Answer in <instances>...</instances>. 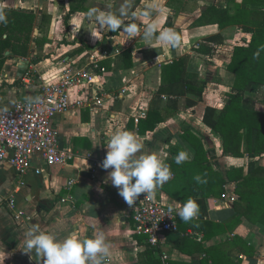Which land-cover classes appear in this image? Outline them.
<instances>
[{
    "label": "crops",
    "instance_id": "1",
    "mask_svg": "<svg viewBox=\"0 0 264 264\" xmlns=\"http://www.w3.org/2000/svg\"><path fill=\"white\" fill-rule=\"evenodd\" d=\"M241 4L242 0L236 4L0 0V7L36 14L30 55L7 60L0 74V110L11 109L20 100H36L43 85L57 83L67 69H86L93 58L105 70L96 73L94 84L71 93V102L88 99L91 108L71 109L53 120L60 147L71 150L74 161L50 167L36 158L23 177L7 162L0 163V264H147L150 250L144 238L133 234V209L146 190L154 200L180 204L184 210L158 188L151 172L171 159L170 147L183 149L189 160L194 158V150L180 139L185 130L200 137L209 165L223 174L240 166L245 174L264 167V155L242 159L224 155L221 137L203 123L206 109H223L234 86L235 76L227 71L233 48L251 39L237 26L220 30L210 24L206 12L216 6L233 15L235 5ZM211 38L217 41L207 42ZM201 44L210 52H197ZM183 57H189L186 79L207 83L203 99L190 107L187 101L197 100L192 94L172 97L175 105H168V97L163 96L160 110L178 111L154 132L138 134V120L146 118L162 86L163 68ZM243 105L263 112L264 86L246 92ZM226 189L223 198L196 195L192 217L219 224L231 219L235 203L231 198L237 199L234 184ZM188 232L206 248L237 236L246 243L247 254L236 241V246H228L226 256L235 264H264L262 224L242 219L234 235L209 241L199 232ZM183 237L179 231L165 235L151 258L163 264L165 254L168 264H200L203 253L178 250Z\"/></svg>",
    "mask_w": 264,
    "mask_h": 264
},
{
    "label": "trees",
    "instance_id": "2",
    "mask_svg": "<svg viewBox=\"0 0 264 264\" xmlns=\"http://www.w3.org/2000/svg\"><path fill=\"white\" fill-rule=\"evenodd\" d=\"M221 1L236 4V0ZM206 13V16L211 17L210 24L217 25L220 30L237 26L251 35V39L248 43L233 48L227 71L235 76L234 86L227 95L223 109H206L203 123L221 137L224 155L239 159L245 155L263 156L264 111L248 110L243 101L245 93L251 91L254 86H264V0H242L241 5H235L233 15H230L228 9L216 6L208 9ZM35 22L36 14L33 11L0 7V74L7 60L27 58L30 55ZM216 41L217 39L211 38L207 42ZM7 51H11L12 55L6 56ZM196 51L205 54L210 52L209 48L202 44ZM39 61L40 59L35 60ZM188 63L189 57H183L163 68L162 86L146 118L138 120V134L154 132L170 115L173 116L178 111L177 108L173 109V113L168 109L161 111L163 96L168 97V105H175L177 101H173L172 97L182 98L192 94L197 100L187 101L190 107L196 106L203 99L207 83L186 79ZM180 139L194 150V158L189 160V155L183 149L170 147L171 159L151 172L158 188L184 207L178 219V230L184 234L178 250L184 254L203 253L205 257L200 264H235L226 256V251L228 246H236L235 242L238 241L237 247L247 254L244 248L247 245L242 239L234 236L232 241L206 248L196 238H192L188 231L199 232L203 235V240L209 241L227 233L234 235L235 228L242 223V219L252 224L264 225V167L259 166L245 174L240 166L223 174L209 165L208 152L200 137L191 130H185ZM243 147L245 152L242 151ZM228 184H234L233 194L237 198L231 219L219 224L192 217V201L196 195L206 199L223 198L228 193ZM147 246L150 250L149 263L161 264L160 260L151 258L156 249Z\"/></svg>",
    "mask_w": 264,
    "mask_h": 264
},
{
    "label": "built area",
    "instance_id": "3",
    "mask_svg": "<svg viewBox=\"0 0 264 264\" xmlns=\"http://www.w3.org/2000/svg\"><path fill=\"white\" fill-rule=\"evenodd\" d=\"M104 71L99 60L93 58L86 69H67L57 83L43 85L36 100H20L11 109L0 110V163L7 162L23 177L36 158L50 167L74 161L71 150L60 147L53 120L71 109L91 108L88 99L71 102V93L94 84L96 73ZM24 82L31 83L29 79ZM36 173L41 174V171L36 170ZM231 201L236 199L231 198ZM182 211L180 204L165 205L151 198L145 190L133 209V234L157 248L165 235L179 231ZM161 259L163 264H168L167 255L163 254Z\"/></svg>",
    "mask_w": 264,
    "mask_h": 264
},
{
    "label": "water",
    "instance_id": "4",
    "mask_svg": "<svg viewBox=\"0 0 264 264\" xmlns=\"http://www.w3.org/2000/svg\"><path fill=\"white\" fill-rule=\"evenodd\" d=\"M5 55L6 56H10V55H12V52L11 51H7ZM0 202H2V199L1 198H0Z\"/></svg>",
    "mask_w": 264,
    "mask_h": 264
}]
</instances>
